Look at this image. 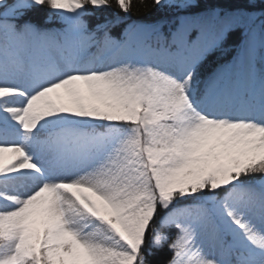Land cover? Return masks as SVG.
<instances>
[{"label": "snow or ice", "instance_id": "6c2138e0", "mask_svg": "<svg viewBox=\"0 0 264 264\" xmlns=\"http://www.w3.org/2000/svg\"><path fill=\"white\" fill-rule=\"evenodd\" d=\"M113 5L166 14L89 27ZM165 247L166 264H264V0H0V264Z\"/></svg>", "mask_w": 264, "mask_h": 264}, {"label": "trees", "instance_id": "16d2710c", "mask_svg": "<svg viewBox=\"0 0 264 264\" xmlns=\"http://www.w3.org/2000/svg\"><path fill=\"white\" fill-rule=\"evenodd\" d=\"M145 2L151 6L152 0H145ZM139 0H134V4H138ZM46 9L41 11L40 14L34 19L41 25L45 27H61V22L59 21L58 17L53 16L52 24L46 25L45 21V13ZM164 10H157L156 8H152L150 11H137L136 7L133 8L131 16H125V14L120 11L114 5L109 8H105L100 11L94 12L93 15L85 17L88 21L89 27H94L97 23L103 22L105 19H113L117 16L124 20L132 21V20H154L157 18H162L165 16ZM122 31V26L117 25L115 28L112 29V34L114 36L119 37ZM239 42L236 40H229L228 44L231 47V50L228 52H216L212 56H210L200 67V78L204 79L209 76L220 64L229 61L235 55V48ZM159 216L164 215V211H159ZM158 223V219L156 221ZM166 232H170L172 235H175L176 230L175 228L165 229ZM148 239H151V230L147 233ZM172 255L171 252L168 251L167 247L163 250L155 251L154 255L151 256L149 259L153 262V264H166V261Z\"/></svg>", "mask_w": 264, "mask_h": 264}]
</instances>
